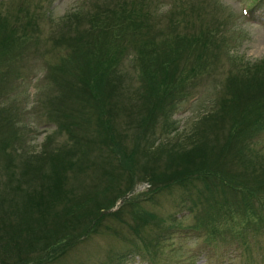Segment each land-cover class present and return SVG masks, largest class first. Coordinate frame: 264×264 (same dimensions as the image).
<instances>
[{"label":"rangeland","instance_id":"374dc122","mask_svg":"<svg viewBox=\"0 0 264 264\" xmlns=\"http://www.w3.org/2000/svg\"><path fill=\"white\" fill-rule=\"evenodd\" d=\"M109 1L0 0V235L5 229L9 237L12 232L8 212L16 214L19 206L15 186L32 180L31 191H39L52 177V161L27 168L19 163L18 154L40 152L47 145L62 150L59 154L65 159L64 146L75 144L64 149L77 164L69 175L79 173L66 177L67 197L75 200L79 194L88 203H83L81 213H76L78 222L66 231L74 234L73 240L82 238L67 252L57 251L61 255L48 264H264V211L259 208L262 203L264 209V132L256 135L264 129V0H111L126 7L131 16L139 14L146 23L143 27L150 29L147 34H155L152 42L161 45L158 50L178 35L206 41L202 48L195 47V41L189 49H181L176 71L183 77L178 89L166 93L158 110H152L155 118L153 125L148 124V142L140 143L148 151L131 154L132 135L125 148L120 143L112 148L96 142L83 151L76 146L78 136L89 132L81 124L84 120L93 124L92 140L97 141L100 133L93 97L85 104L77 101L86 96L87 91H79L86 88L88 70L85 63L81 65V54L77 66L72 46L86 50L84 38L104 46L105 36L90 34L88 28L92 19L101 18ZM136 55L130 47L117 58L131 90L140 83L139 64L138 68L132 64ZM73 79L81 84L78 92L71 91ZM242 88L245 98L255 91L262 105L253 114L260 122H250L238 139V133H231L235 126L230 125L229 115L220 108L223 100L231 105L245 100L238 97ZM80 108L86 111L83 117ZM206 114L209 122L217 124L212 133L208 128L205 132L219 149V157L209 161L214 178L203 175L183 183L157 184L166 177L168 143L183 141ZM72 122H77L78 130L69 134L63 125ZM225 139H229L227 148L221 144ZM3 144L14 147L15 153ZM154 151L158 159L147 163ZM190 163L184 167L189 172L200 161ZM10 176H14L11 181ZM73 205L64 209L69 212ZM66 215L59 220L70 218ZM160 235L159 246H154Z\"/></svg>","mask_w":264,"mask_h":264},{"label":"trees","instance_id":"16d2710c","mask_svg":"<svg viewBox=\"0 0 264 264\" xmlns=\"http://www.w3.org/2000/svg\"><path fill=\"white\" fill-rule=\"evenodd\" d=\"M110 11L111 16L108 13ZM138 15L139 14L136 13L134 16H131V13L126 7L110 0L109 6L100 12L101 18L96 17L92 19V28H88V33L90 34L105 36L104 46L106 45V47H101L95 42L88 41L85 38L84 40L86 41L85 44H87L88 50H82L79 46H72L76 50L73 55L77 66L81 58V65L85 63L86 69L88 70L85 83L86 88L85 90L82 89L79 91V93L81 92L83 94L84 91H87L85 92L86 96H81L77 101L82 100L83 104H85L89 96L90 99L93 97L92 101L95 103L94 115H97L95 123L100 133V137L97 138V141L92 140L93 133L90 128L93 124L85 120L81 122V124L86 126L84 128L89 129L87 134L78 136L79 144H76V146L82 151L90 145H95L94 142L108 147L111 146L112 148L120 143L125 148L124 145L129 142L128 138L130 135L135 138L132 142L134 145L131 146L130 154L136 153L137 151L139 153L140 151L143 153L148 151L146 145L140 143L148 142L146 138V133H148L149 130L148 124H150V126L153 125L154 122L152 120L155 118L153 117L155 111L152 110L157 108L158 103L165 98L166 93L173 94L175 87L177 88L178 82L181 77H183L181 72L176 71V62L179 61L180 51L183 47L189 49L191 46H194L192 43L197 41V39L192 38L194 36L188 38L178 35L175 40H172L171 44H168L162 50H158L161 45L156 46L151 39L155 34H152L151 37L150 34H147V32L150 33V29L149 27H143L146 23L141 21ZM10 35L11 32L5 36L8 37ZM202 43L206 45V41H202V38H200L195 43V47L200 46L202 48L204 46ZM90 44H93V47H91ZM121 44L124 48L118 47V45ZM130 47H133L137 51V55L132 64L137 68L139 64L140 69V77L138 76L140 83L138 86H132L131 88H135L133 90L125 85L124 74L120 67L121 65L117 63V58L120 59V57H124L123 55L127 53ZM86 55H89L92 59L85 61L84 57ZM194 56L199 58V54ZM89 77L91 79H89ZM72 81L71 91L78 92L77 84L80 83L75 79ZM244 90L245 88L239 90L238 97H247V95L244 96V92H242ZM254 92L255 91L248 93V98L241 100L242 102L238 105H231L225 100L221 102L220 110L222 114L225 112L226 116L229 115L230 125L235 126V129L231 130V133L233 132V136L235 133H238V139L242 137L240 136L242 130H245V127H248L250 122H252V124H254L253 122L256 124L260 122L258 120L259 116L253 115L256 114L255 110L258 109V106L262 105L257 103V98L259 97L254 96ZM58 99L60 98L58 97L57 100ZM261 101H263V99ZM58 105L60 106V103H58L57 106ZM237 106L239 107L237 108ZM253 106L254 108H251ZM59 109L61 112L63 111L61 108ZM157 110L158 109H156V111ZM66 111L67 110H64L62 117L65 115ZM237 111L240 113L239 118H237ZM84 112L86 111L80 108L79 114L82 117L84 116ZM99 114L101 115L99 116ZM212 116H214V114H212ZM215 116L221 117L219 114ZM166 117L167 116L164 118ZM201 120L204 122L201 121L202 124L198 125L200 124L199 121V123L195 125L194 131L183 137L185 138L183 141L168 143V146L165 148L167 149L165 157H167L168 160L163 164L166 177H163L161 180H156L158 181L157 184L162 183V185L167 186L172 183H183L188 181L191 177H198V179H201L204 177L203 175L214 178L215 172H212L213 169H211V163H209V161L213 157H219V149L216 146L215 139L210 140V138H207L205 132L207 128L211 132V129L217 124L214 121H212V123L209 122L210 120H208L207 114L204 115ZM76 123L77 122H72L68 125H63L68 130L67 133L78 130L75 129ZM163 125L164 127H168V123L164 122ZM202 125H204L205 129ZM126 126L132 128H127ZM196 126L199 127L196 128ZM84 128H79V130ZM60 129H63V127L60 126ZM261 132H264V129L258 130L256 135ZM214 133L215 132H213V137L215 135ZM112 134L114 135L113 138L111 137ZM210 141H213L212 145H210ZM221 144L223 147L227 148L229 139H225ZM3 145L5 149L8 148L15 153L16 149L14 150V147H11L9 144ZM74 145H65L64 149L73 148ZM64 149L65 156L63 157L65 159L61 158L59 154L62 150H54L51 149V147H47V145H44L40 152H34L33 154H29L28 152L18 154L21 156L18 157L19 163L27 168L35 166L40 161H43V163L52 161L50 168L52 177L46 181L44 187L39 191H31L30 186L32 180H27V183L24 185L22 184V186H15V203L19 206L18 209L16 208V214L8 212L9 225L12 231L10 237L8 229H5L3 232L4 236L0 235V264H48L61 255L58 254L57 251L62 254L67 252V249L82 238L81 236L73 240L74 234L72 235L66 231L67 228L73 227L71 224L78 222L79 215H76V213H81L83 203L88 202L84 201L82 198L79 199V194L75 197V200L67 197V194L70 193V189L65 186L66 177H73L79 173L69 175L71 173L69 171L73 170L74 167L76 168L77 164L74 158H70L71 154H68ZM154 153L152 158H146L147 163L150 159H158V157H155V151ZM11 154L12 153H10V155ZM197 159H199L200 163L198 164L199 166L194 168L195 170L193 169V171L189 172V168H184L185 166L191 165L190 161H195ZM108 164L112 166L110 162ZM36 174L41 177L43 175L39 172ZM154 176L158 178L157 174ZM13 177L14 176H10L9 180L11 181ZM262 180L263 178L257 180L259 185ZM13 183L16 184L15 178ZM13 186L14 185L11 184L12 188ZM11 187L9 189H12ZM158 187H160V185L156 188ZM245 190L249 191L250 194L251 192L255 193V191H251L252 189L247 186ZM255 194L258 197L257 193ZM251 196L255 197L253 194ZM262 202L264 204V199H262ZM68 204H74L71 209H68L70 210L69 212L65 210ZM93 205H95V203ZM62 206H64L63 209L53 212L54 208L56 209ZM97 206L98 205H96V208H98ZM104 207L106 206H103L101 209H105ZM259 208L261 211H264V209H262V203ZM87 212L90 214L93 213V211L89 209ZM64 214H67L66 217L70 216V218L60 221L59 216H63ZM0 218H2V216H0ZM244 224L243 227H246L247 221H245ZM3 226L4 225H1V227ZM233 236L237 239L234 234ZM161 237L162 235L155 238L152 244L154 246H159ZM148 248H152L151 244L148 245Z\"/></svg>","mask_w":264,"mask_h":264}]
</instances>
